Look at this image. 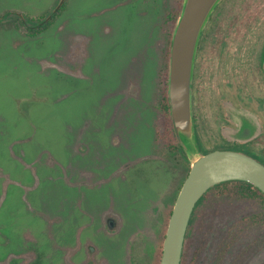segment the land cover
Returning a JSON list of instances; mask_svg holds the SVG:
<instances>
[{"label":"rangeland","instance_id":"rangeland-1","mask_svg":"<svg viewBox=\"0 0 264 264\" xmlns=\"http://www.w3.org/2000/svg\"><path fill=\"white\" fill-rule=\"evenodd\" d=\"M59 1L0 0V264H159L190 170L160 137L183 0H67L48 31L16 27L17 14L40 23ZM202 32L200 88L250 93L264 0H221ZM238 187L205 196L182 264H264V205Z\"/></svg>","mask_w":264,"mask_h":264},{"label":"water","instance_id":"water-1","mask_svg":"<svg viewBox=\"0 0 264 264\" xmlns=\"http://www.w3.org/2000/svg\"><path fill=\"white\" fill-rule=\"evenodd\" d=\"M221 0H183L171 39L168 98L173 128L190 160V170L175 199L168 219L159 264H181L186 234L199 200L212 187L227 181H244L264 193V164L236 150L199 152L194 135L192 81L198 41ZM233 121L243 117L244 126L225 129L224 136L237 140L252 136L251 115L226 104Z\"/></svg>","mask_w":264,"mask_h":264},{"label":"flooded vegetation","instance_id":"flooded-vegetation-1","mask_svg":"<svg viewBox=\"0 0 264 264\" xmlns=\"http://www.w3.org/2000/svg\"><path fill=\"white\" fill-rule=\"evenodd\" d=\"M211 17L212 14L210 19ZM211 30L213 32L214 27L209 31ZM202 35L203 32L201 33L197 45V54L192 81L193 126L196 146L202 154H206L214 150H224L226 148L233 147L236 151L250 155L264 164V147L259 146L264 141V38L260 41V45L257 48L255 46V51L251 48L252 58L249 71H252V76L250 79H247L246 83L249 81L252 83V81H254L255 84H251L250 93L244 96V90L242 89L241 91L240 89L242 86H239L236 88L235 93H230L231 95L229 96H233V98L224 96L219 99L218 96L215 100L209 92L207 93L208 85H205L203 89L200 88L201 76L205 73V67H203L205 64V57L202 53V51H204L202 43L204 46V42H207L202 40ZM211 35L213 34L209 35L210 37L208 41L211 44H215V38ZM223 50H225V48H219V53ZM242 52L243 47H241L240 50V57L236 58L237 63L240 64L241 67L244 65ZM241 81L244 82L243 79H241ZM214 101L220 103L221 105L217 106ZM227 102L233 103L237 108H240L251 115L252 136H240L236 141H230L224 137L222 133L224 127L235 128L237 130L244 126L242 116L237 121L232 120L231 115L228 114L225 107ZM212 117H214V121H221V124L217 129L219 133L213 134V136L210 137L209 132L212 128ZM211 131L214 132V129Z\"/></svg>","mask_w":264,"mask_h":264},{"label":"trees","instance_id":"trees-1","mask_svg":"<svg viewBox=\"0 0 264 264\" xmlns=\"http://www.w3.org/2000/svg\"><path fill=\"white\" fill-rule=\"evenodd\" d=\"M66 6H67V0H60L58 2V4L56 5V7L52 11H50L47 14V16H45L44 19H42V21L40 23L35 22L34 19H29L25 15H18L17 14V16L20 18V20L16 24V27L18 29H22L24 27V29H25L24 33L27 36L36 37V36L40 35L41 33L48 31L55 24L56 20L61 16L63 11L66 9ZM178 7H179L178 10H176V12H174V14H173L172 21H174V22L177 20V18L179 16L180 9L182 7V2H179ZM37 20H40V19H37ZM170 45H171V43L169 44L168 55H170ZM160 105H161V133H160V137L163 139L164 144L169 148V150H171V151L179 150L184 154L183 149L179 144V140H178L177 135H176L174 128H173L174 124H173V119H172L171 112H170V102H169L168 93H167V86L164 90L163 98L161 99ZM229 183H236L239 185L238 190H237V194L241 198H245V199L256 198L259 201H261L264 205V193L261 190H259L258 188H256L255 186H253L252 184L244 182V181H238V180L223 182V183H220V184L212 187L211 189H209L206 192V194L199 200V202L197 203V206H196V208L192 214L189 227H190L192 220L194 218L196 209L203 202L205 196L214 188L219 187L223 184H229ZM171 212H172V210H171ZM171 212H170V214H171ZM187 233H188V231H187ZM186 237H187V234H186ZM185 240H186V238H185ZM184 245H185V242H184ZM183 251H184V248H183ZM161 252H162V248H161ZM182 257H183V253H182Z\"/></svg>","mask_w":264,"mask_h":264}]
</instances>
